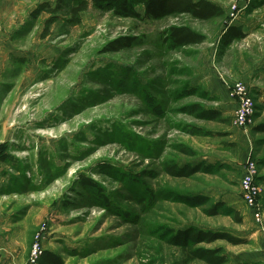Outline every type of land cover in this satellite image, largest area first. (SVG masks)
<instances>
[{
    "label": "rangeland",
    "instance_id": "rangeland-1",
    "mask_svg": "<svg viewBox=\"0 0 264 264\" xmlns=\"http://www.w3.org/2000/svg\"><path fill=\"white\" fill-rule=\"evenodd\" d=\"M212 1L224 16L137 19L90 3L77 25L67 20L70 0L50 23L49 12L37 18L32 12L58 0L3 1L0 264H29L42 228L43 252L60 255L64 264H206L187 263L168 241V227L189 225L246 239L208 246H223L227 264H264L257 233L264 222L240 200L250 154L264 176V133L254 131L264 122V0ZM181 24L207 40L170 48L164 32ZM229 25L247 36L225 46ZM116 40L131 44L107 52ZM236 81L247 84L255 101L246 129L233 125L227 83ZM194 103L220 110L222 120L190 114ZM175 164L205 170L176 177L166 171ZM80 175L100 183L107 206ZM219 201L225 203L220 214L208 215Z\"/></svg>",
    "mask_w": 264,
    "mask_h": 264
},
{
    "label": "trees",
    "instance_id": "trees-1",
    "mask_svg": "<svg viewBox=\"0 0 264 264\" xmlns=\"http://www.w3.org/2000/svg\"><path fill=\"white\" fill-rule=\"evenodd\" d=\"M66 0H58L57 5L53 8L49 3L44 2L32 12V16L37 18L42 12H49L53 15L52 19H48L50 23L59 12L64 8ZM74 4L70 7L68 22L72 25L81 23V13L87 10L90 3L97 8L110 7L114 11L126 17H134L137 19H164L174 15H191L199 20H210L216 17H222L226 14V10L212 0H70ZM142 9V10H140ZM247 33L241 26L229 25L222 35V43L225 46L231 45L234 41L243 39ZM207 36L189 25H172L164 32V41L172 49H182L191 46H196L204 43ZM131 43L116 40L110 44L105 50L107 52L120 51ZM196 89V88H195ZM194 89V90H195ZM193 90V91H194ZM191 94L192 92H188ZM193 94V93H192ZM188 112L197 118L203 120H222V112L218 109L205 108L201 103L191 104ZM254 131L264 133V122L255 126ZM184 154L192 155V151L186 148H181ZM2 152V151H0ZM2 158H5L4 155ZM203 166L197 167H179L178 165H167L166 171L168 174L176 177H190L201 169ZM258 183L264 184V176L257 177ZM82 186L91 190L93 194L100 198L104 206L109 204L108 196L104 192V188L92 177L80 175ZM95 195V196H96ZM149 198L154 200L156 196L153 191H149ZM260 203L263 206L264 197L260 198ZM223 201L214 202L206 210L210 216H217L224 208ZM240 219L238 218V221ZM166 234L170 244L178 246L182 249L186 262L190 263L194 260L204 261L206 264H227L229 255L223 246L213 245L218 241H226L229 244L239 245L246 242V239L238 237L226 230H214L200 226L189 225L185 228H167ZM38 264H64V260L60 255L51 251L45 250L39 258Z\"/></svg>",
    "mask_w": 264,
    "mask_h": 264
},
{
    "label": "built area",
    "instance_id": "built-area-1",
    "mask_svg": "<svg viewBox=\"0 0 264 264\" xmlns=\"http://www.w3.org/2000/svg\"><path fill=\"white\" fill-rule=\"evenodd\" d=\"M227 83V82H226ZM229 86V97L235 103L236 108L233 116V125L237 128L246 129L253 125L255 115L254 97L243 81L227 83ZM258 163L251 156L243 165V176L240 181V193L245 203L254 211V217L258 223H263L264 215L260 198L264 195V188L257 181ZM45 228L37 233L36 243L32 250L29 264H38L43 250L41 246L42 234Z\"/></svg>",
    "mask_w": 264,
    "mask_h": 264
},
{
    "label": "crops",
    "instance_id": "crops-1",
    "mask_svg": "<svg viewBox=\"0 0 264 264\" xmlns=\"http://www.w3.org/2000/svg\"><path fill=\"white\" fill-rule=\"evenodd\" d=\"M4 0H0V5L4 4L3 3ZM3 6V5H2ZM3 43L1 46L2 48L0 49V74H3L4 73V60L6 59L7 57V51H6V47L8 45V42L7 41H4V40H0V43ZM4 47V48H3ZM229 96V95H228ZM229 101L230 103L233 105L234 108H236V105L235 103L230 99L229 97ZM230 104V105H231ZM240 200L242 201V203H244L246 205V207L248 208L249 212H250V215H252L254 217V211L253 209H251L246 203L245 201L243 200L242 196H241V193H240ZM255 218V217H254ZM264 222V221H263ZM260 237H261V242H262V248L264 249V223H263V226L261 227V229L257 232ZM1 237V236H0ZM3 248L2 246L0 247V249ZM4 264H12V262L10 263H4Z\"/></svg>",
    "mask_w": 264,
    "mask_h": 264
}]
</instances>
